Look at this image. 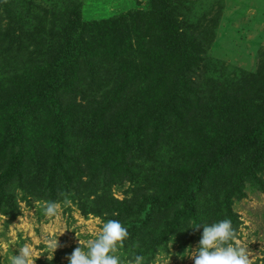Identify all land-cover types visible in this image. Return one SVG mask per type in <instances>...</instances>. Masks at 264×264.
Masks as SVG:
<instances>
[{"label": "trees", "instance_id": "obj_1", "mask_svg": "<svg viewBox=\"0 0 264 264\" xmlns=\"http://www.w3.org/2000/svg\"><path fill=\"white\" fill-rule=\"evenodd\" d=\"M39 1L0 0V73L18 76L19 70H28L24 84L12 79L3 86L0 80V152L13 144L10 161L0 173V213L11 219L18 215L15 193L6 190L13 182L18 187L23 183L27 128L51 134L48 160L37 162L40 176H50L51 168L68 174V136L73 130L68 127L71 105L65 106L64 98L69 95L72 103L82 94L92 95L94 87L108 100L105 106L97 103L99 111L109 106L105 115L112 114L119 101L118 113L128 125L107 128L113 136L120 134L123 146L101 150V162L88 168V182L82 183L79 175L80 185L71 186L88 199L79 206L82 215L105 213L107 220L120 221L128 231L123 244L143 255L146 263L153 262L171 240L182 242L191 226L229 218L233 228L237 221L233 200L246 197L247 181L264 176V101L230 104L225 111L212 105L216 91L197 96L192 81L205 69L201 59L205 42L189 35L192 26L176 17L178 9L185 10L182 1L151 0L147 9L92 22H83L75 0ZM162 83L168 89L159 94ZM212 110L230 130L228 140L217 143L208 161L189 172L180 170L175 180L156 174L153 168L159 165L153 150L157 139L168 134L166 121L182 122L192 112L201 116L198 111L207 117ZM3 128L11 134L3 133ZM145 137L153 140L148 147L152 160L137 172L129 153H136ZM170 156L182 161L178 154ZM236 161L244 162V167L229 172ZM47 166L49 173L43 170ZM43 182L32 185L42 187ZM125 182L133 186L129 199L117 201L110 195L111 186ZM208 191L214 195L206 196ZM109 200L106 210L103 204ZM192 229L201 236L202 225Z\"/></svg>", "mask_w": 264, "mask_h": 264}, {"label": "rangeland", "instance_id": "obj_2", "mask_svg": "<svg viewBox=\"0 0 264 264\" xmlns=\"http://www.w3.org/2000/svg\"><path fill=\"white\" fill-rule=\"evenodd\" d=\"M150 1L75 0L81 8L83 22L99 21L133 10L147 9ZM181 1L180 6L183 5L185 10L178 9L176 17L180 23L186 25V22H182L186 20L187 24L192 26L189 35L193 37L198 35L205 42V54L201 57L205 69L203 71L202 68L192 81L193 87L199 92L197 96H200L201 91L210 95L216 91L217 93L212 97V105H219L225 111H228L230 104L235 105L243 101L247 104L249 102L255 104L264 101V96L261 95H264V0ZM39 2L46 3L44 0ZM179 3L180 1L177 2ZM49 8L53 10L50 6ZM30 30L28 31L33 32L34 29ZM27 71L23 73L22 69L19 70L18 76L13 72L6 74L3 71V74L0 73V80L3 79V86L11 84L12 79L24 84ZM162 86L163 89L159 94H163L162 91L168 89L164 83ZM82 88L85 89L86 86L83 85ZM92 90V95L82 94L72 103L69 95L64 98L65 106L71 105L68 127L73 130L68 136L71 144L70 152L67 153L69 160L66 165L67 175L51 168L53 173L51 172L50 176L43 178L40 176L43 171L39 170L37 162L45 163L48 160L45 154L50 153L52 147L49 143L51 134L41 129L25 130L26 155L21 170L23 183L18 187V184L13 182L6 190L11 194L15 193L18 215L11 219L0 213V264H9L8 257L18 256L20 247L25 245L32 252L30 264H68L67 257L72 251L77 247L86 250L89 240L99 234L102 224L107 221L108 214L105 213L101 216L94 214L83 216L79 206L86 204L88 199L83 198V194L80 196L77 189L71 186L80 185L79 175L82 183L88 182L90 178L87 176L88 168L96 167L97 162H101V150L123 146L120 134L113 136V131H108L107 128L122 127L121 124L128 125V120L123 119L118 113L119 101L112 107V114L105 115L109 106H106L108 109L103 107L99 111L97 103L101 101L105 106L108 100L103 90L99 93H96L94 87ZM198 113L201 116H196L192 112L185 116L182 122L166 121L168 134L157 139L153 150L152 158L157 159L159 165L153 168L156 174L175 180L180 170L185 169L189 172L190 169L208 161L212 156L213 148L218 146L217 143L228 140L230 130L214 110L207 117H204L202 112L198 111ZM4 130L5 128L3 133L6 135L10 133ZM152 141V138L145 137L140 149L136 153L135 151L129 153V160L136 166L137 172L142 171L144 162L152 160L149 158L148 149ZM12 145L10 142L9 146L0 152V173L10 161ZM170 154H178L182 161L174 159ZM234 164L235 166L228 170L231 173L244 167V162L236 161ZM151 165H155V160ZM48 168L50 167L47 166L43 170L49 173ZM38 175L39 178L33 180ZM41 180L45 183L42 187L38 184L32 185V182L41 183ZM132 187L129 182H125L122 186L112 184L110 195L117 201H123L129 197L127 192ZM244 193L245 198L240 201L233 200L232 211L237 217L233 225L234 243L245 248L251 260L250 264H264V176L258 175L256 180L247 181ZM205 194L214 195L211 191ZM65 197L71 200L69 206L63 203ZM89 198L94 200L95 196ZM47 201H54L60 205L58 215L54 218H47L42 213ZM110 203L111 201L104 203L103 208L108 210ZM184 236L182 242L176 243V238L171 240L166 249L156 254L153 262L144 261V264H194L193 258L185 255L191 251L189 247L193 250L198 247L201 236L194 234L192 228ZM191 237L192 239L189 240ZM52 240H57V248L52 260H49L47 244ZM129 247L123 244L117 250L116 254L122 264H130L136 254Z\"/></svg>", "mask_w": 264, "mask_h": 264}, {"label": "clouds", "instance_id": "obj_3", "mask_svg": "<svg viewBox=\"0 0 264 264\" xmlns=\"http://www.w3.org/2000/svg\"><path fill=\"white\" fill-rule=\"evenodd\" d=\"M63 203L69 206L71 200L65 197ZM59 207L57 202L47 201L42 213L47 218H54L58 215ZM201 225L203 231L198 247L195 250L189 247L191 251L185 255L192 257L194 264H250L251 260L245 248L234 243L231 219L225 218L210 224L200 223L189 228H199ZM127 237V228L120 221L108 219L102 224L99 234L89 240L86 250L77 247L72 251L67 257L68 264H122L116 253ZM47 248L48 259L52 260L57 240L50 241ZM31 256V249L25 245L20 247L18 256H10L8 261L9 264H30ZM144 260L143 255L135 254L130 264H144Z\"/></svg>", "mask_w": 264, "mask_h": 264}]
</instances>
